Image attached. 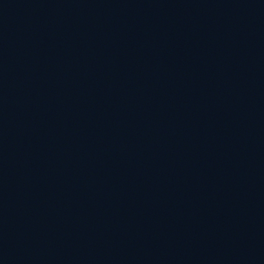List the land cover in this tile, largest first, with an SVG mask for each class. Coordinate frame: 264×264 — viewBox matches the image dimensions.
<instances>
[{"label": "water", "instance_id": "1", "mask_svg": "<svg viewBox=\"0 0 264 264\" xmlns=\"http://www.w3.org/2000/svg\"><path fill=\"white\" fill-rule=\"evenodd\" d=\"M0 264H264V0H0Z\"/></svg>", "mask_w": 264, "mask_h": 264}]
</instances>
